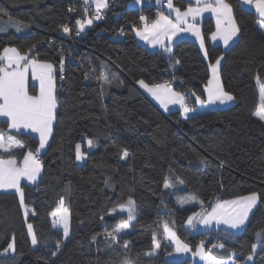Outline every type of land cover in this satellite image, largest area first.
I'll list each match as a JSON object with an SVG mask.
<instances>
[{
  "label": "trees",
  "instance_id": "1",
  "mask_svg": "<svg viewBox=\"0 0 264 264\" xmlns=\"http://www.w3.org/2000/svg\"><path fill=\"white\" fill-rule=\"evenodd\" d=\"M74 1L0 0V26L6 28L0 31V54L6 47L16 48L51 63L58 103L51 140L38 154L40 181L21 184L23 204L17 192L0 191V264H121L125 256L133 264H192L169 259L175 247L163 238L164 221L190 248L213 236L207 250L218 258L245 264L257 243L256 234H264V123L255 116L261 106L257 75L264 82V34L258 28V17L244 8L241 0H226L240 30V38L227 52L209 42L213 21L203 23L210 61L224 57L222 84L236 102L181 119L179 112L163 114L137 84L140 80L150 86L171 81L190 105H196V97L206 100L204 88L210 70L198 45L181 41L172 55L147 50L137 42L134 30L141 16L155 19L156 9L144 5L138 11L128 8L130 1L119 0L104 10L105 21L83 31L76 48L72 40L79 27L71 10ZM175 2L181 8L188 6L183 0ZM21 10L28 11L25 23L11 18ZM18 23L26 26L19 32ZM64 27L70 31L59 38ZM62 73L64 83L59 82ZM102 73L109 76L111 84L100 79ZM0 133L14 136L23 145L1 151L3 158L37 153L36 136L12 131L2 119ZM85 138L94 141L91 152ZM77 144H83L87 154L81 167L77 165ZM125 149L127 158L123 157ZM165 183L172 187L165 189ZM251 193L259 194V205L241 233L226 229L195 232L187 227L188 218L201 205L191 202L181 206L178 202L195 194L203 205H214L218 200ZM61 198L70 213L67 240L52 224L51 213ZM129 198L137 209L132 232L121 234L123 239L109 246L105 230L112 231L128 219L112 214V209ZM28 224L37 236L36 245L31 243ZM153 235L161 246L149 256L146 253L152 251ZM125 240L129 242L127 250L122 247ZM13 243L14 250L5 255ZM217 244L225 247L212 248ZM230 252L236 256L230 257ZM251 261L264 264V245Z\"/></svg>",
  "mask_w": 264,
  "mask_h": 264
},
{
  "label": "snow or ice",
  "instance_id": "2",
  "mask_svg": "<svg viewBox=\"0 0 264 264\" xmlns=\"http://www.w3.org/2000/svg\"><path fill=\"white\" fill-rule=\"evenodd\" d=\"M96 15L94 19L99 20L101 18V9L108 7V0H94ZM160 0H157L159 3ZM246 4H253V0H244ZM197 7H189L186 11L181 13L179 8H175V18L170 19L169 15L158 13L155 20L148 22L146 17L141 16L140 20L144 22L143 27L137 29L136 34L140 36L142 40H146L154 47L159 44L164 47V40H171L178 33L183 31H190L193 35H196L201 41V47H203L204 39L200 34L199 28L195 23H189L188 18L191 17L193 21H196L198 16H201L204 12H211L217 17V32L212 34V38L216 39L219 35L223 40L225 46L232 40L233 37L239 32V28L232 15V8L230 5L224 2V0H195ZM201 4L203 6H201ZM167 6L169 9H173L172 0H167ZM255 10L259 14V26L264 28V0H255ZM3 11V9H0ZM225 21L226 26L221 27V22ZM92 19L87 21L78 20L79 30L77 35L84 30L85 24L91 25ZM181 25H187V27H181ZM16 31H22L24 25L16 24ZM64 32H69L67 27L63 28ZM0 31H6V28L0 26ZM123 32V29H121ZM205 56L207 52L205 51ZM223 57L216 59L215 64L211 65L213 78L208 82L207 87V99L201 100L200 97H196L197 101L201 105H212L216 103L227 104L234 101L235 97L229 92L225 91L218 73V69ZM0 62H4L0 66V117L7 118L5 122L8 123L10 129L19 132L22 129L30 130L31 132L39 134V149H43L47 143L51 132L52 123L55 119V110L57 108V100L54 94L53 84V65L49 63H39L35 59H29L28 56L22 55L16 48H4L2 54H0ZM180 63L179 60L176 61ZM63 65L61 64V70ZM31 69L33 78L40 81L39 95H29L27 91V74ZM116 78V74H112V79ZM100 79L105 84H111L112 80L106 73H102ZM257 83L260 85L261 99L264 101V82L261 81L259 75L256 77ZM143 88L150 92L156 99L160 100L162 104L167 107L168 102L179 103L183 108L185 114L193 111L184 103V96L181 93L173 92L170 86L154 84L149 85L143 80L138 82ZM261 120H264V103L261 104L259 110L255 113ZM89 147L94 146V141L87 140ZM14 147H23V145L12 135L5 136L0 133V150L9 152ZM76 158L82 159L83 153L81 152V145L76 146ZM129 152L125 149L123 151V157L127 158ZM42 165L37 155L31 151L23 157L21 163L18 164L14 157L3 158L0 154V188H15L20 193V202L24 203V193L20 188L21 178H27L29 181H35L41 171ZM171 171V170H170ZM177 182L183 184L182 180L177 179ZM172 187L170 183H165L164 188L168 189ZM258 193H251L247 196H240L231 200H218L214 205H210L211 211L206 213H194L192 217L188 218V224L195 227V224H203L205 227H211L213 223L216 225H225L227 229L239 230L245 226L249 212L255 206L258 200ZM178 202L183 206L185 203L198 202L203 206V201L197 199L195 194H189L184 198H179ZM61 207H57L55 211L51 213L53 217H59L54 221V224H58L63 228V236L65 238L69 235V212L64 205V199L60 200ZM127 211L128 219L122 221L112 231L105 230L104 235L110 238L109 246L112 243H119L123 237L120 235L124 230L129 228L130 222L136 219L135 201L131 198L126 204L119 206V211ZM117 209H112L115 213ZM25 215H27V208L25 209ZM28 232L31 235V243L36 245L38 243L37 236L33 231L31 224L27 225ZM163 238L170 242H174L176 253H188L192 249L188 244L184 243L176 234V232L169 226L167 221L162 223ZM257 243L252 245V254L246 257V261H251L253 255L256 252L258 245H264V234L258 232ZM14 239V238H13ZM92 240H96V236L92 237ZM161 241L156 239L153 235V247L152 251L146 253V255H153L160 249ZM59 247V242H58ZM123 249L129 248V242L124 241L122 244ZM213 248L223 249L224 244L213 245ZM9 249L14 250V243L9 245ZM193 256L199 255L202 260L207 261V264H234L231 260H225L218 258L211 251L205 250L204 242L198 246L197 251L192 253ZM55 255V253H53ZM172 255V253H169ZM230 257L235 256V252L229 253ZM121 264H133V262L125 256Z\"/></svg>",
  "mask_w": 264,
  "mask_h": 264
},
{
  "label": "crops",
  "instance_id": "3",
  "mask_svg": "<svg viewBox=\"0 0 264 264\" xmlns=\"http://www.w3.org/2000/svg\"><path fill=\"white\" fill-rule=\"evenodd\" d=\"M92 3H93V6L95 7V2L94 0H90ZM112 0H108V4L111 2ZM115 1H119V0H115ZM185 2L188 3V6L186 8H181L179 5L176 4L175 0H172V4H173V9H169L168 6H167V0H160L159 3H157V0H149V4L148 6L150 7H153L156 9V17L155 19L157 18L158 16V13H163L164 15H169L171 13V15H169V18L170 19H173L175 18V11L174 9L175 8H179L181 13H183L184 11H186L189 7H197V4L195 3V0H183ZM225 3L226 0H224ZM242 2V5L244 8L248 9V10H251L253 11L256 16L258 17V21L260 19L259 17V14L258 12L255 10V0H253V4H246L244 2V0H241ZM228 4V3H227ZM229 5V4H228ZM201 6H203L201 4ZM143 3L141 0H131L129 3H128V8H131V9H136L138 11H142L143 10ZM106 8L104 9H101V10H105ZM27 14H28V11L27 10H21L19 12H16V13H13L11 15V18L16 20V21H20V22H27L28 21V18H27ZM232 15L235 19V15H234V12H233V9H232ZM153 19V20H155ZM207 19H211L214 23V26H215V29L214 31L211 33L210 37H209V42L211 44V46L213 48H216V47H219L221 49H223L224 52H227L230 48H232V46L238 41V39L240 38V30L239 32L236 34L235 37L232 38V40L229 41V43L227 44V46H225L224 42L222 39H220L219 35L217 36L216 39H213L212 38V34L217 32V17L215 14L211 13V12H204L201 16H198L196 18V21H193L191 19V17L188 18V22L189 23H195L196 26L199 28L200 30V34L203 36V39H204V43H203V47H201V41L200 39L196 36V35H193L192 32L190 31H183V32H180L178 33L175 37H173L171 40H168V39H165L164 40V47H161V45L157 44L155 47L148 43L146 40H142L140 38V36H138L136 34V31L137 29H140L142 28L143 26L141 27H137L135 28L134 30V35H135V38L137 40V42L143 46L144 48H146L147 50L151 51V52H165L166 54L168 55H172L173 52H174V48L176 46L177 43L181 42V41H191V42H194L195 44L198 45L200 51H201V54L203 56V58L205 59V61L209 64V70H210V78H209V81L212 80L213 78V73H212V68H211V65L215 64V62H211L210 61V56H209V51H208V46L205 42V38H204V34H203V23L207 20ZM235 22L237 24V21L235 19ZM258 25V28L259 30L264 34V28H261L259 26V23H257ZM77 26L79 27V25L77 24ZM226 26V22L225 21H222L221 22V27H225ZM238 26V24H237ZM181 27H187V25H181ZM239 28V26H238ZM88 29L85 25V28L84 30ZM83 30V31H84ZM205 51L207 52V56H205ZM22 54V53H21ZM22 55H25V54H22ZM28 56V58L31 60V59H35L31 54H26ZM223 57V56H222ZM38 61V60H37ZM39 63H46V62H40L38 61ZM223 62H224V57L223 59L221 60V63H220V66H219V69H218V73H219V77H220V82L222 84V79H221V68H222V65H223ZM4 63V62H2ZM51 64V63H49ZM52 77H53V84H54V94H55V97H56V100H57V85H56V78H55V69H54V66H53V71H52ZM208 81V82H209ZM160 85H165V84H160ZM137 86L139 87V89L152 101V103L165 115H168L170 113H173V112H179L180 114V118L181 119H188L190 117H192L193 115L197 114V113H200L198 111V108L201 106V104L197 101L196 99V105H189L190 103L187 102V98L185 95H182L184 96V103L193 109V111L185 114L184 111H183V108L181 107V105L179 103H172V102H168L167 103V107H165L164 104H162L160 102V100L156 99L150 92H148L145 88H143L139 83L137 84ZM223 86V84H222ZM207 87H208V83L207 85L205 86L204 90H205V96H206V99H207ZM224 88V87H223ZM173 92H178L180 93L179 91H177L176 89L174 88H171ZM27 91H28V94L29 95H39V92H40V81L38 79H34L33 78V74H32V71L31 69L29 70L28 74H27ZM236 102V100L234 99V101H231V102H228L227 104H220V103H216V104H212L211 105V108L212 110H215V109H225V108H228V107H231L232 105H234ZM57 106H58V103H57ZM57 110V108H56ZM56 110H55V113H56ZM256 116V115H255ZM257 119L261 120L258 116H256ZM0 119L6 121L7 118H4V117H0ZM263 123H264V120H261ZM54 122V121H53ZM52 128H53V123H52ZM12 131H15L17 132L16 130H13L11 129ZM19 132L21 133H29V134H32L34 136H36L38 139H39V134L38 133H34V132H31L30 130H26V129H22L20 130ZM51 137H52V132H51V135L47 141V143L45 144L44 148L43 149H40L38 153H36L37 157H38V154H41L43 153L50 140H51ZM14 148H17V147H14ZM13 149V148H12ZM11 149V150H12ZM39 149V148H38ZM10 150V151H11ZM4 152L3 150H0V152ZM9 151V152H10ZM27 154V152L23 153L22 155H13L11 157H14L18 164L22 162L23 160V157ZM11 157H8V158H11ZM7 159V158H5ZM42 165V164H41ZM42 177V168H41V173H39V175L37 176L36 180L35 181H29L27 180V178H21L20 180V188H21V184L22 183H27L29 185H35L36 183L35 182H39L40 179ZM11 190H16L15 188L14 189H7V188H0V191H11ZM19 196H20V193L18 191H16ZM259 205V199L257 200V203L255 204V206L251 209V211L249 212V217H248V220L245 224L244 227H242L241 229L239 230H230L234 233H241L249 219H250V216L252 215L253 211L257 208V206ZM198 225L197 227H191L190 229H193L195 232H201V231H205V228H206V231L207 230H211V229H214V228H218V227H221L222 229V226L221 225H216L215 223L211 226V227H205L203 224H196ZM188 227V226H187ZM226 227V226H224ZM225 229V228H223ZM228 230V229H227ZM173 244V246L175 247L174 245V242H171ZM197 248L198 246L195 248V249H192L191 252H188V253H176L174 252L172 255L169 256V259L170 260H189L191 261L192 264H207V262L205 260H200V256L199 255H196V256H193V252H196L197 251ZM236 256V255H235ZM234 256V257H235ZM232 259V258H231ZM230 260V259H228Z\"/></svg>",
  "mask_w": 264,
  "mask_h": 264
},
{
  "label": "built area",
  "instance_id": "4",
  "mask_svg": "<svg viewBox=\"0 0 264 264\" xmlns=\"http://www.w3.org/2000/svg\"><path fill=\"white\" fill-rule=\"evenodd\" d=\"M126 2H129L131 0H124ZM143 5H148L149 4V0H141ZM116 5V1L115 0H112L109 4H108V7H111V6H115ZM71 10L74 14L75 17H78V20H81V21H87L88 19H92L93 22L91 25H86L87 28L91 27L92 25L94 24H97L99 22H103L107 19V14L105 13L104 10H101L100 12V16L101 18L99 20H96L94 19L95 15H96V12H95V7L93 6V3L90 1V0H75L72 4H71ZM147 18V17H146ZM148 22H151L153 21L152 19L150 18H147ZM144 22L143 21H140L139 24H138V27H141L143 26ZM78 31V30H77ZM77 31L74 32L73 34V40H72V44L78 48L79 47V44H78V40L82 38L83 36V31L80 32L79 35H77ZM66 32H64V30L62 29L60 34H59V38L62 37ZM65 81V74L62 73L60 75V78H59V82L60 83H64ZM165 85L167 86H170L171 88L174 87V83L171 82V81H167L165 83ZM39 160L40 158L37 157ZM41 162V160H40ZM213 238V236H210L209 238V241ZM209 241L208 240H203L204 242V247L207 248V246L209 245ZM201 244V242H200ZM213 246V245H211Z\"/></svg>",
  "mask_w": 264,
  "mask_h": 264
},
{
  "label": "rangeland",
  "instance_id": "5",
  "mask_svg": "<svg viewBox=\"0 0 264 264\" xmlns=\"http://www.w3.org/2000/svg\"><path fill=\"white\" fill-rule=\"evenodd\" d=\"M188 102V101H187ZM189 103V102H188ZM262 103H264V101H262V99H261V104ZM190 105V104H189ZM198 111L200 112V113H204V112H209V111H212V108H211V105H201L199 108H198ZM85 140H86V148H87V150H88V152H91L92 150H93V147H89L88 146V144H87V139L85 138ZM81 145V152L83 153V158L82 159H77V165H78V167H81L85 162H86V160H87V154L85 153V151H84V145L83 144H80ZM40 173H41V171H40ZM35 183H37V182H35ZM7 189H14V188H7ZM12 192H16L17 190H11ZM59 207H61V205H59ZM62 207H64V208H66V206L65 205H63ZM67 209V208H66ZM68 210V209H67ZM135 210H136V216H137V209H136V204H135ZM209 211H211V207H210V205H203V206H201V208H200V210L197 212V213H206V212H209ZM69 212V211H68ZM116 213H118V214H122V215H126L127 217H128V215H127V211L125 210L124 212H120L119 211V208L117 209V211L115 212V213H112V214H116ZM59 219V217H53L52 216V224H53V228L55 229V230H59V231H62L63 232V228H62V226H60V225H58V224H54V221L55 220H58ZM135 220H133V221H131L130 222V225H129V228L128 229H126V230H124L121 234L122 235H128V234H130L131 232H132V228H131V225H132V223L134 222ZM198 224V223H197ZM214 224V223H213ZM188 226V228L190 229L192 226H190L189 224L187 225ZM198 225H196L195 224V227H197ZM221 226H222V229L223 228H225L226 230H227V228L226 227H224L225 225H223V224H221ZM194 227V228H195ZM214 229H221V227H218V228H214ZM205 230H206V228H205ZM229 231L231 230V229H228ZM69 234H70V213H69ZM120 234V235H121ZM69 238V235H68V237L66 238V240ZM205 248V250L207 251V249H206V247H204ZM213 248V247H212ZM260 248H261V245H258L257 246V248H256V252H255V254H254V256L258 253V251L260 250ZM219 249V248H218ZM221 250V249H220ZM12 251V249H9L7 252H5V255H7L9 252H11ZM200 260L202 261V259L200 258ZM231 261H233L234 262V264H240L239 262H237L235 259H230ZM207 262V261H206ZM253 262L252 261H247L245 264H252Z\"/></svg>",
  "mask_w": 264,
  "mask_h": 264
}]
</instances>
